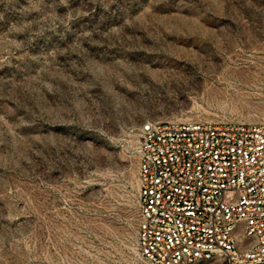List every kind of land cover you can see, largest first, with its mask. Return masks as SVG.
Listing matches in <instances>:
<instances>
[{
	"label": "rangeland",
	"instance_id": "1",
	"mask_svg": "<svg viewBox=\"0 0 264 264\" xmlns=\"http://www.w3.org/2000/svg\"><path fill=\"white\" fill-rule=\"evenodd\" d=\"M162 120L264 124V0H0V264H148Z\"/></svg>",
	"mask_w": 264,
	"mask_h": 264
},
{
	"label": "built area",
	"instance_id": "2",
	"mask_svg": "<svg viewBox=\"0 0 264 264\" xmlns=\"http://www.w3.org/2000/svg\"><path fill=\"white\" fill-rule=\"evenodd\" d=\"M137 153L148 264H264V124L146 121Z\"/></svg>",
	"mask_w": 264,
	"mask_h": 264
}]
</instances>
